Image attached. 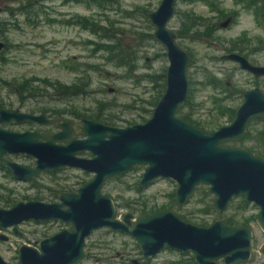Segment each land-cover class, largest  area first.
<instances>
[{"label": "rangeland", "instance_id": "obj_1", "mask_svg": "<svg viewBox=\"0 0 264 264\" xmlns=\"http://www.w3.org/2000/svg\"><path fill=\"white\" fill-rule=\"evenodd\" d=\"M101 1L0 0V7L4 9L0 12V40L7 44L0 53V107L18 108L22 111H35L38 107L65 109L79 112L80 116H89L94 115L101 106V119H111L112 123H107L116 127L143 123L151 116L153 107L145 102L152 98L153 87L143 76L159 73L167 67L168 61L163 56V45L153 37L154 26L146 14L155 10L161 0ZM24 5L25 12L21 10ZM234 10L238 14L236 22L226 28H218L219 22L224 20V17H220ZM80 16L88 18L87 24L99 33L113 36L124 49L132 48L137 67L129 71L108 63L106 53L95 49V44L107 43V40H100L98 34L92 33L90 28L78 25L76 20ZM192 17L195 18L194 21L189 19ZM198 18H201L203 25H198ZM262 23L257 24L252 9L235 4L234 0H175L174 12L167 27L175 32L180 31L177 33V43L191 57L188 104H182L177 116L183 118V114H187L192 120L217 121L219 127L230 123V113L219 114L221 106L223 104L235 110L241 99L222 100L223 90L213 86L209 80L211 77L223 80L229 77L242 86L249 76L242 70L233 69L232 63L220 60V49L213 43L215 40L230 42L244 35L254 51L252 59L257 63H264V18ZM211 24L218 28L210 35L213 40L209 39L210 36L205 37V27ZM184 26L190 29L184 32ZM254 46H259V49H253ZM26 80L36 87H43V80L59 82L65 86L84 82L86 92L61 97L57 92L54 94L51 88H46L41 92L42 95L25 94L22 103L19 99L22 93L17 89V84ZM141 107L148 111H142ZM69 112H65L64 116L77 119ZM2 127L15 131L51 128L14 123ZM260 130H264V118H254L249 123L245 139L240 142L227 140L222 145L260 151L261 143L254 138ZM9 157L19 163H34V158L24 154H11ZM134 167L120 177L107 179L102 186V193L109 195L114 201L118 219H122L125 213L136 217L144 205L146 212L152 213L149 211L167 205L176 189L175 181L158 179L137 190L144 166ZM91 177L92 174L81 170L61 168L42 172L24 182L0 169V208L7 207L8 202L29 199L57 201L60 191L73 190ZM206 189V185L198 186L181 208H175L174 205L173 208H165L174 210L181 219L197 225L198 220L209 225L218 218L224 220L236 213L252 229L253 252L258 257L252 262H263L260 247L264 244V233L255 222L259 208L253 203L242 206L243 198L239 196L230 200L222 213L212 210L204 214L201 211L203 204H211L213 199L211 194L210 197L203 196L202 192ZM65 227L71 228L70 224L59 221L28 220L18 225L22 236L0 229V234L8 236L7 241L0 240V255L8 264H17L19 246L26 244L38 248L39 240ZM85 249L87 256L78 264H130V260L134 258L140 264H184L191 256L190 252L164 249L151 258L143 259L133 237L108 228L92 232L86 239Z\"/></svg>", "mask_w": 264, "mask_h": 264}, {"label": "water", "instance_id": "obj_2", "mask_svg": "<svg viewBox=\"0 0 264 264\" xmlns=\"http://www.w3.org/2000/svg\"><path fill=\"white\" fill-rule=\"evenodd\" d=\"M175 0H161L146 15L154 26L153 37L164 49L168 65L165 89L151 116L143 123L125 127L103 124L81 117L84 138L72 137V122L48 118L17 108H0V163L19 181H30L42 172L72 167L92 174L90 180L70 192H61L59 201L46 203L29 199L11 202L0 208V229L11 228L22 236L18 225L23 221H59L70 224L38 242V248L22 244L17 249V264H78L87 256L86 239L95 230L108 228L133 237L143 259L164 249L190 252L195 264H243L253 247L248 224L233 226L222 219L209 225H197L181 219L172 209L143 213L133 218L125 213L116 217L114 201L101 189L104 182L121 176L134 166H144L138 181L147 186L158 179L176 182L174 207H183L200 185L213 196L211 208L222 213L233 197L243 196L258 206L255 222L264 232V159L252 151L223 146L247 132L248 121L264 113V92L258 88L242 91L243 100L230 123L216 129L196 127L177 116L188 89L190 58L176 43L175 33L167 27ZM229 19L220 24L226 27ZM4 43L0 40V51ZM225 59L237 61L255 77L264 75V66L250 64L238 54ZM58 125L60 131L45 133L38 129L17 132L3 128L9 123ZM68 140L66 144H61ZM87 151L90 158L80 157ZM24 154L35 159L33 165L7 157ZM7 240V236H0ZM264 253V248H263ZM0 264H8L0 255ZM130 264H139L131 259Z\"/></svg>", "mask_w": 264, "mask_h": 264}, {"label": "flooded vegetation", "instance_id": "obj_3", "mask_svg": "<svg viewBox=\"0 0 264 264\" xmlns=\"http://www.w3.org/2000/svg\"><path fill=\"white\" fill-rule=\"evenodd\" d=\"M39 1H41V0H39ZM65 1H71V2H90V1H93V0H65ZM234 3L235 4H238V5H243V7L244 8H247V9H252V12H253V14H254V17H255V19L257 20V24L258 25H262L263 23H262V20H263V18H264V0H234ZM4 9L3 8H1L0 7V12L1 11H3ZM21 10L22 11H26V7H25V5L24 6H22L21 7ZM222 13V12H221ZM238 16V14H237V12L234 10V11H231L229 14H224V15H222L220 18H222V17H224V20H222L221 22H219V24L217 25L218 26V28H226L228 25H230V24H233L234 22H236V17ZM227 19H229V23L227 24V26L226 27H221L220 26V24L221 23H223L225 20H227ZM26 20H28L29 21V19H26ZM76 22H77V24L78 25H80V23H78V21L76 20ZM151 22V21H150ZM189 22V21H188ZM184 25H186V22L184 23ZM80 26H82V25H80ZM218 28H216V26L214 25V24H211V25H209V29H208V31H210L211 33L213 32V31H215V30H217ZM183 29V31L184 32H187L189 29L187 28V26H184V28H182ZM172 30V29H171ZM174 33H175V37H176V43H177V37H179V34H177V33H180V31H177V32H175L174 30H172ZM211 35V34H210ZM210 35H206L205 37H209ZM209 39H212L213 40V37L212 36H210L209 37ZM3 42V41H2ZM227 42V44H224V43H226ZM4 43V47H3V49L0 51V53L7 47V44L5 43V42H3ZM178 44V43H177ZM214 46H216L217 48H219L220 49V52H221V55L219 56V59L220 60H223V61H226V62H230V63H232L233 65H234V67H233V69H235V70H242V71H244L248 76H249V79L247 80V81H244V84H242V86L241 85H238L236 82H234L231 78H229V77H227L225 80H223L222 78H220V79H217V78H215V77H211V79L209 80L210 82H213V86H215L216 88H221L222 90H223V96H221V99L222 100H229V101H231V100H233V98H239V99H241V102H242V100H243V97H242V94H241V92L242 91H245V90H251V89H254V88H258V89H260L262 92H264V90H263V84H264V75H262V76H259V77H255L254 76V74L252 73V72H250V71H248V70H245V69H242L241 67H240V64L237 62V61H234V60H230V59H225L224 58V56H226V55H229V54H238V55H240V56H242V57H244L250 64H252V65H256V66H264V63H257V62H255L253 59H252V53L254 52L253 50H252V47H251V44H250V41H248L246 38H245V36L244 35H242V36H240V37H236V39H234V40H230V42L229 41H227V40H223V41H214ZM222 44V45H221ZM178 46H180L179 44H178ZM181 47V46H180ZM182 48V47H181ZM183 49V48H182ZM253 49H259V46L257 47V46H254L253 47ZM184 50V49H183ZM164 51H165V49H164ZM187 54H188V56H189V58H190V64H191V57H190V55H189V53L186 51V50H184ZM165 55V57H166V54H165V52L163 53V56ZM167 59V58H166ZM190 64H189V67H190ZM137 66L135 65V68H136ZM188 70H189V68H188ZM162 71H164V82H165V72H166V67L165 68H163L159 73H161ZM150 74H152V73H150ZM146 75V74H145ZM145 75L143 76L144 77V79H145ZM227 75V74H226ZM189 81V80H188ZM78 83H81V82H78ZM77 84V83H76ZM212 84V83H211ZM246 86H248V87H246ZM243 87V88H242ZM164 89H165V87H164ZM163 92H164V90H163ZM188 92H189V89H188ZM25 94H28V92H25L24 93V98H25ZM163 94V93H162ZM188 96V95H187ZM161 97V96H160ZM159 97V98H160ZM24 98H23V100H24ZM158 98V99H159ZM187 99V98H186ZM21 101L22 103L24 102V101ZM186 101V100H185ZM240 102V103H241ZM240 105V104H239ZM238 105V106H239ZM237 106V107H238ZM236 107V108H237ZM0 108H7V107H0ZM235 108V109H236ZM9 109H11V108H9ZM18 109V108H17ZM20 110V109H19ZM20 111H22V110H20ZM22 112H30V113H34V114H36V115H39V114H42V113H44V114H46V116L48 117V118H65L66 120H69V121H71L72 122V129H73V134H72V137L73 138H76V139H81V138H84V134H83V132H82V130H81V125H82V123H81V117H84V118H88V119H91V120H96V121H99V122H101V123H103V124H107V125H110V124H108L107 122H105V121H103L101 118L100 119H97V118H94V117H89V116H80V114L78 113V116L77 115H75L73 112H75V111H67V110H65V109H50V108H43V110L42 109H39V110H35V111H22ZM65 112H69L71 115H73L74 117H76L77 119H70V118H68V117H66V116H64V114H65ZM152 113V112H151ZM234 113H235V110H234ZM233 117H234V114H233ZM233 117L231 118V120L233 119ZM254 118H264V113L263 114H260V115H257V116H254V117H252L249 121H248V123H247V126H246V129H247V132H246V134L244 135V136H242V137H240V138H236V139H232L233 141H238V142H240L241 140H243V139H245L246 138V135L248 134V127H249V123L251 122V120H253ZM231 122V121H230ZM14 122H12V123H9V124H13ZM189 123V122H188ZM14 124H36V125H40V126H48V127H51L50 129H40V128H34V129H25V130H23V131H26V130H35V129H38V130H40L41 132H45V133H55V132H58V131H60V127H58V125H52V124H39V123H31V122H27V123H14ZM4 125H7V124H4ZM113 126V125H112ZM4 128V127H3ZM13 131H15V130H13ZM23 131H17V132H23ZM251 131V130H250ZM263 132H264V130H260V131H258V133H257V135L254 137V138H256L260 143H261V145H259V148H260V151H256V152H254V151H252L254 154H256V155H259L261 158H263L262 157V155H264V138H263V136H262V134H263ZM68 142V140H65V141H63L61 144H66ZM221 145H222V143H221ZM228 147H230V146H228ZM234 148H239V147H234ZM240 149H243V148H240ZM244 150H246V149H244ZM249 151H251V150H249ZM11 155V154H10ZM10 155H7V157L8 158H10L9 156ZM80 157H84V158H90L91 157V155H90V153L89 152H87V151H83V152H80L79 154H78ZM27 156V155H26ZM28 157H30V156H28ZM31 158H33V157H31ZM11 159V158H10ZM264 159V158H263ZM12 160V159H11ZM34 161H35V159H34ZM22 164H24V163H22ZM34 164V163H33ZM27 165H30V164H27ZM0 166L2 167H0V169L1 170H4V171H6L8 174H11L10 173V171L9 170H6V169H4L3 168V166H2V164L0 163ZM61 168H72V167H61ZM61 168H58V169H61ZM58 169H56V170H58ZM72 169H76V168H72ZM77 170H79V169H77ZM49 171H53V170H49ZM83 172V171H82ZM85 173V172H84ZM12 175V174H11ZM87 182V181H86ZM85 183V182H84ZM83 183V184H84ZM82 184V185H83ZM80 187V186H79ZM79 187H77V188H79ZM77 188H75V189H77ZM75 189H73V190H75ZM73 190H65V191H60L59 192V194L61 193V192H70V191H73ZM102 190V189H101ZM59 194L57 195V201H54V202H58L59 201V199H58V196H59ZM240 196H242V195H240ZM239 197V196H238ZM233 198H236V197H233ZM232 198V199H233ZM242 198H243V196H242ZM231 199V200H232ZM242 200H244V198L242 199ZM40 201V200H39ZM15 202H17V201H15ZM44 202V201H43ZM54 202H46V203H54ZM230 202V201H229ZM9 203H11V202H8V204ZM246 203H248V202H246L245 200H244V205H242V206H245V204ZM8 204H7V207H8ZM173 205H174V202H173ZM210 206H211V204H210ZM256 206V205H255ZM258 207V206H257ZM3 208H6V207H3ZM166 209H169V208H166ZM211 210H213L212 208H211ZM214 211V210H213ZM258 213V212H257ZM140 214H143V213H140ZM139 215V214H138ZM256 217V216H255ZM133 218H135V217H133ZM224 221V220H223ZM41 222H47V221H41ZM245 224V223H244ZM244 224H242V225H244ZM206 226V225H205ZM233 226H235V225H233ZM238 226H241V225H238ZM70 227H71V225H70ZM65 228H67V227H65ZM72 228V227H71ZM71 228H69V229H71ZM7 230H10L11 231V228H6ZM252 230V229H251ZM261 230V229H260ZM262 231V230H261ZM263 232V231H262ZM11 233H12V231H11ZM264 233V232H263ZM1 235H3V236H6V235H4V234H0V236ZM15 235V234H14ZM252 237H253V233H252ZM7 238H8V236H7ZM0 240H2V239H0ZM8 240V239H7ZM7 240H2V241H7ZM263 248H264V244L260 247V252H261V259H262V261L263 262H252V261H254V260H257L258 259V257H256V254L253 252L254 251V238H253V247H252V251H251V253H250V257H249V260L246 262V263H243V264H264V253H263ZM131 261V260H130ZM195 263V262H194ZM219 263L220 264H224L223 262H222V260H219ZM139 264H140V261H139Z\"/></svg>", "mask_w": 264, "mask_h": 264}, {"label": "trees", "instance_id": "obj_4", "mask_svg": "<svg viewBox=\"0 0 264 264\" xmlns=\"http://www.w3.org/2000/svg\"><path fill=\"white\" fill-rule=\"evenodd\" d=\"M94 2H102L101 0H93ZM246 1V0H245ZM220 12V10H218ZM88 18L85 17H78L77 21L78 23H80V25L85 26L90 28V30L92 31V33H97L100 40L104 39L107 40V43H97L95 44V49L97 51H102L106 53V60L108 63L113 64L114 66L117 67H123L126 68L129 71H133L135 69V60H136V56L133 55V49L130 48L129 50L124 49L121 45L120 42L113 38V36L111 35H104L99 33L94 27L88 25L87 23ZM190 20L194 21L195 18H189ZM197 23L202 24L203 22H201V18L197 19ZM193 24V23H191ZM209 26V25H208ZM188 29H190L187 26ZM209 27H205V34L206 35H210L211 32L208 31ZM205 35V36H206ZM150 37H152V35H150ZM145 79H147L149 81V83L152 84L153 87V96L152 98H150V100L146 101L145 103L147 105H149V107H153L155 106L158 98L162 95L164 87H165V82H164V71H162L161 73H154V74H146L145 75ZM43 87H36V86H32L31 83L26 80V81H22L21 83H19V85L17 84V89L22 93V95L19 96V99L23 100L24 98V93L28 92V94H30V96H36V95H42L41 92L45 91L46 88H51L53 90V93L55 94L56 92L61 94V97H68V96H74V95H80L86 92V90L84 89V82L81 83H77V84H73L71 86H65L59 82H55V83H50L47 80H43ZM213 84V82H211ZM219 101V99H217ZM187 103L188 104V96L186 101L183 103V105ZM181 105L179 107V109L177 110V112L180 111V109H182L181 107L183 106ZM42 109L43 107H38L37 110ZM101 106L99 107L98 111L94 114V115H89V117H94L97 119L101 118V114L100 112L101 110ZM142 111H148L147 108L141 107L140 108ZM153 110V109H152ZM75 115L78 116L77 112H73ZM224 114V113H230L231 114V118L233 117L234 114V110H232V108L227 107V106H221V109L219 111V114ZM80 114V113H79ZM187 122H189L191 125L196 126V127H204V128H210V129H214V128H218L219 124H217V121H199V120H192L189 115L187 114H183L182 116ZM106 122H110L112 123V120L107 118L106 120H103ZM263 138H264V132L262 134ZM262 157L264 158V155H262ZM1 167V166H0ZM2 168V167H1ZM135 168V167H134ZM120 177V176H119ZM137 190H140L141 187L138 185L136 186ZM203 196L205 197H210V194L206 191L203 190L202 192ZM173 202H174V194H171V200L167 205L161 206L159 209H152V211L149 212H155L161 209H166L165 207H169V208H173ZM241 204L244 205V200H241ZM204 214L210 213L211 210V206L210 203H205L203 204V209L201 210ZM141 213H147L146 209H145V205L143 206V208L141 209ZM187 218H189V216L186 215ZM199 224L198 225H204V222L202 220H198ZM224 222L226 224L229 225H242L244 223L247 222H242L241 218H238L237 214H231L229 215L226 219H224ZM141 264H144L143 262ZM178 264H183V263H178ZM184 264H195L192 255L190 256L189 260L187 262H185Z\"/></svg>", "mask_w": 264, "mask_h": 264}]
</instances>
